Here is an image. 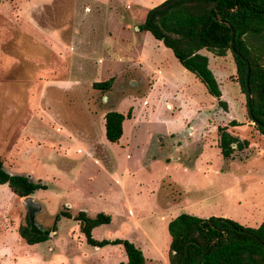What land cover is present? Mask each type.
<instances>
[{
  "label": "rangeland",
  "instance_id": "rangeland-1",
  "mask_svg": "<svg viewBox=\"0 0 264 264\" xmlns=\"http://www.w3.org/2000/svg\"><path fill=\"white\" fill-rule=\"evenodd\" d=\"M163 1L2 0L0 158L9 173L26 175L46 186L34 195L43 207L35 216L45 229H52L61 211L74 215L84 211L91 217L106 213L112 222L94 231L97 240L123 239L138 244V240L144 242L148 238L153 244H149L150 249L154 246L161 254L170 241L169 218L180 211L178 216L183 213L202 219L236 216L248 223L244 227L255 229L260 225L264 210L251 216L248 213L250 196H254L250 191L258 181L248 178L254 184L248 187L247 199L237 205L236 197L241 194L245 197L243 186L233 173L226 171L228 165L217 149L218 128L228 125L227 111L218 103L213 106L210 94L194 84L195 76L177 60L166 54L159 56L154 51V42L158 40L139 29ZM14 5L18 9L9 14L8 7ZM15 14L21 15L16 18ZM85 33L89 108L99 112L123 100L118 111L127 115L131 110V119L136 117L124 124V136L119 143L107 140L105 127L90 113L87 120L83 116L82 120L75 118L74 104L69 107L66 96L43 87L47 74L39 71L53 63L56 68L64 66L60 44L83 38ZM127 38L129 42L123 41ZM49 46L55 47L54 53ZM122 47L132 53L127 56L125 50L120 51ZM202 53L210 56L212 70L225 90L230 87L228 91L234 95L236 86L231 81L237 82V71L232 53L222 58L206 50ZM145 58L153 67L163 63V75L149 100L143 97L148 82L142 69L123 67V63L133 59L142 64ZM90 60L97 61L98 67L90 66ZM110 77L115 78L116 95L105 104L102 101L105 93L91 88L93 81L104 82ZM132 79L139 81V89L128 86ZM183 91L185 95L192 92L195 102L202 104L197 115L191 106L183 107L180 114L167 108V101L175 103L181 97L186 100ZM237 95L236 115L251 124L248 140L264 143L247 113V96L241 88ZM50 98L55 99V104L49 109L46 102L45 113L56 114L59 121L49 117L33 120L31 116L39 100ZM204 115H209L208 123L202 121ZM170 132L179 134L168 137ZM180 150L184 162L178 160ZM196 159L197 166L193 168L189 163ZM257 191L264 193L263 189ZM168 199H181L180 205L166 209ZM27 212L23 199L15 196L7 185H0V264L125 261L122 246L88 245L78 222L66 217L57 222V237L53 234L47 242L29 246L18 234Z\"/></svg>",
  "mask_w": 264,
  "mask_h": 264
},
{
  "label": "trees",
  "instance_id": "trees-1",
  "mask_svg": "<svg viewBox=\"0 0 264 264\" xmlns=\"http://www.w3.org/2000/svg\"><path fill=\"white\" fill-rule=\"evenodd\" d=\"M139 29L150 32L171 49L180 64L196 76L207 92L217 99L218 106L226 111L228 105L222 99L221 85L210 68L209 57L201 51L206 50L216 57H226L231 52L237 82L246 96L249 64L252 98L247 96V113L252 121V110L253 117L264 124V0H178L166 11H151ZM232 30L235 31V51L243 55L244 60L231 51ZM114 81L115 78L96 82L93 88L106 93L112 89ZM130 118L131 110L127 115L113 110L106 114V138L110 143H119L124 134V122ZM231 125L240 126L236 121ZM256 128L264 137V129ZM218 134V146L225 161L234 160L237 152L250 145L248 140L231 134L227 127H219ZM0 185H8L19 198L46 189L26 175L9 173L1 158ZM62 217L78 222L80 232L92 247L123 246L127 261L120 264H147L142 249L129 240L100 241L94 238L96 228L112 222V217L106 213L91 217L84 211L75 216L61 211L52 229L47 230L29 211L25 222L19 226V236L29 246L47 242L51 232L57 231V222ZM168 229L172 239L170 264H264V222L253 229L227 218L202 219L183 213L169 223ZM213 240L216 241L211 247Z\"/></svg>",
  "mask_w": 264,
  "mask_h": 264
},
{
  "label": "crops",
  "instance_id": "crops-1",
  "mask_svg": "<svg viewBox=\"0 0 264 264\" xmlns=\"http://www.w3.org/2000/svg\"><path fill=\"white\" fill-rule=\"evenodd\" d=\"M166 1H168V0H164L163 2H166ZM99 3L103 4L102 1H99ZM2 5H3V3L1 0L0 7H2ZM17 7H19V6H17ZM17 7L15 5L8 7V10L11 11L9 14L13 13ZM19 10H21V9H19ZM1 13L2 12L0 10V14ZM20 15L15 14L16 18H19ZM121 30H122V32H125V27L122 28ZM144 32H147V31H144ZM109 36H110V38H113V33L110 32ZM123 41L129 42V39L128 38L123 39ZM60 46H62V49H61L62 53H60V56L65 58L64 59V66H63V68H56L55 63H53V65H49V66H51L50 68H42L39 71V74H41V73L47 74V78L45 79V83H44L43 87L45 88L46 91L52 89V90L57 91L58 93L63 94L64 96H66L69 100L68 101V103L70 104L69 107L71 106L72 103L74 104V109H75V115L74 116H75V118L79 117L80 120H82V116H83L85 118V120H87L88 114L90 113V115L93 119H95V118L98 119L100 125H102L103 128L105 127V134H106V114L112 110L118 111L123 100H121L120 102H118L116 104H113L111 109H105V110L103 109V110H100L99 112L94 111V109L89 108V92H88V83H89L88 82V68H89L88 56L89 55H88L87 34L85 33L83 38L81 37L79 39H69L68 42H66V43L63 42L60 44ZM154 46H155L154 51L159 56H161L162 54H166L173 61L177 60L173 51L171 49L167 48L163 44V42L158 40V42H154ZM49 49H50V52L54 53L55 47L53 49V48H51V46H49ZM121 50H125L127 56H128V54L132 53V50H130V49L127 50V48L123 49V47H122V49H120V51ZM201 53H202V51H201ZM94 54L97 55L98 52L97 53L95 52ZM94 54H92V55H94ZM203 55H206L209 57L210 64H211L210 56L207 54H203ZM90 61H91L90 66H92L93 68H94V66H95V68L98 67L97 61H93V60H90ZM144 61L145 62L141 64L139 60L133 59L132 61H129L127 63H123V67L124 68H133V69H139V68L142 69L144 77L146 78V80L148 82L147 87H146L148 89H147V91L143 97H145L146 100H149V98L151 97L153 91L155 90V88L158 84L159 78L163 75V72H162L163 63H160L159 67L158 66L153 67L148 58H145ZM210 68H211V65H210ZM211 70H212V68H211ZM128 71H129V69H128ZM214 74H215L218 82L221 85V90L223 93L222 99L228 105V110L226 112V114L229 115L228 125H226V127L228 128V131L235 136L239 135L238 137L241 140H248L247 134H248V130L251 129V124L245 119L238 118L236 115V112H235V105L237 103V99L239 96V95H237V92L240 93V88H241L240 85L236 81H233V80L231 81V83H233L234 86H236L235 94L233 95L232 93H230L228 91L230 87L225 90L224 85L222 84V82L219 80V78L217 76V73L214 72ZM111 78H114V77H110V79ZM195 79L198 80L196 78V76H195ZM196 80H194V84L198 85V87L200 88V90L202 92L207 91L205 86L199 80H198L199 81V84H198V82H196ZM94 83H96V81H93V84ZM134 83H137V82L134 81ZM93 84H92V87H93ZM176 85L178 86V84H176ZM91 89H93L94 91H98V90H95L94 88H91ZM182 89L183 88H180L178 90H182ZM184 93L185 92L183 91V94ZM194 96L195 95L192 92H190L189 94L185 95L186 100L183 97H181V99H176L175 103H171V102L167 101V108H169L171 110L174 109L177 111L178 114H180L183 110V107L186 108L187 106H191L192 108L194 107L193 110L195 111V113L197 115L200 112V107L202 104L196 103L194 100ZM209 99L213 103V106L216 107L217 103H218L217 99H215L214 97L209 98ZM46 102H47V106H49V109H50L51 105L55 104V99L50 98L48 100H46V99L45 100L44 99L39 100V102H38L39 106H38L37 110H35L34 113L32 114L33 116H31L33 118V120L36 119L38 121H42L46 117H49L53 121L58 120V116L56 114L49 115L48 113H45V106H46L45 103ZM135 110L137 112V107H135ZM122 113L124 115H126L125 112H122ZM204 116L205 117L202 118V121H204L205 123L206 122L208 123V121H209L208 116L209 115H204ZM135 118L136 117H133V119H131V118L126 119L124 124L127 123L128 121L135 120ZM243 118H244V115H243ZM189 121H191V120H189ZM233 121H236L238 124H240V126H237V127L229 126V123H231ZM187 123H188V121H186L185 125ZM37 134L40 135L41 134L40 131L37 132ZM177 134H179V133L178 132H173V133L170 132L167 134V136L173 137ZM123 136H124V134H123ZM218 142H219V140H218ZM249 142H250V145L248 147H246L245 149L236 153L234 160H232V161H225L224 160L225 161L224 163H226V165H228V168L226 169V171L233 173L237 177L238 181H240V185L243 186V193H245V197L243 194L239 195V197H236L237 198L236 199L237 205L241 206L242 201L247 199L248 187L252 186L254 184V183H250V181H248V178H253L256 180V182L258 181V183L256 185L254 184V187L252 186L251 191H250V194H252V192H254V196H250V204H248L249 205L248 213L251 216V215L257 214L261 210H264V193H260L257 191V189H263L264 190V143L261 142L260 144H258V142H256L253 139L250 140ZM217 149H218V152H220V148H217ZM180 151H181L180 152L181 158L179 157L178 160L183 161L182 160L183 159V157H182L183 151L182 150H180ZM200 157H198V158H200ZM197 159L195 161H193V163L192 162L189 163L188 161H185V164L189 163V165H191V167L195 168L197 166ZM223 172H225V171H223ZM254 188H257V189H254ZM34 195L32 197L35 199ZM22 199H24V198H22ZM180 202H181V199H179V200L168 199L167 204L165 205L166 209L173 210L172 207L176 208L177 206L180 205L179 204ZM247 203H248V200H247ZM180 212H182V211H180ZM180 212L174 213L173 215H171V217L169 219L173 220L175 217L178 216V213H180ZM39 213L40 212H38L37 214H39ZM37 214H36V216H37ZM72 215L75 216L74 214H72ZM250 216H249V218L251 219ZM207 218H209V216ZM222 218L231 219V220L237 221L238 223H240L243 226H245V225L248 226V223L243 221L240 217L235 216V217L229 218L226 215H223ZM36 221H37V219H36ZM261 222L262 223L264 222V214H263V217H261V220L259 222L260 225H256V226L260 227L262 224ZM258 227H255V229ZM94 231H93V236H94ZM54 234L56 235V237L58 236L57 231L54 232ZM100 241H102V240H100ZM171 241H172V239L170 236V241H168L166 243V246L162 249L161 254H159V251H157L154 246L150 249L149 244H151V242L148 238H147V241L143 242L142 240H138L139 243L138 244L134 243V244L137 247L142 249V251H143V253L147 259V264H170L169 250H170ZM151 245H153V244H151ZM118 246H121V245H118ZM124 258H125V256L123 253V259ZM124 260L125 261H123V262L127 261V256Z\"/></svg>",
  "mask_w": 264,
  "mask_h": 264
},
{
  "label": "water",
  "instance_id": "water-1",
  "mask_svg": "<svg viewBox=\"0 0 264 264\" xmlns=\"http://www.w3.org/2000/svg\"><path fill=\"white\" fill-rule=\"evenodd\" d=\"M178 0H170V1H166L165 3H163L161 6H159L156 10L157 11H166L171 5H173L174 3H176ZM235 31L232 30V40H231V51L233 52V54H235L236 56H238L239 58L244 60L243 55L237 53L235 51ZM249 75H250V66L248 64V72H247V77H246V86H247V96L248 98H252V94L250 91V82H249ZM250 115L252 118V122L254 125L261 127L264 129V124L262 122H260L259 120H257L256 118L253 117L252 115V110H250ZM24 204L26 206V209L28 211H33V215L35 216L38 212L42 211L43 207L40 203H38L32 196L26 197L23 199ZM54 232H51L50 236L53 235ZM216 240H213L211 247L213 246V244L215 243ZM204 259V257L202 258V260Z\"/></svg>",
  "mask_w": 264,
  "mask_h": 264
},
{
  "label": "flooded vegetation",
  "instance_id": "flooded-vegetation-1",
  "mask_svg": "<svg viewBox=\"0 0 264 264\" xmlns=\"http://www.w3.org/2000/svg\"><path fill=\"white\" fill-rule=\"evenodd\" d=\"M135 80H136V79L129 80V81H128V86H129V87H134V88H136V89H139L140 86H141V84L139 83L138 80H136L137 83H134ZM99 92H100V93H103V92H101V91H99ZM115 95H116V91H115V89L112 87V89L109 90L108 92H106V93H105V96L102 98L103 103L106 104V103L109 101V99H110V98L112 99ZM236 127H237V126H236ZM234 147H235V145H234ZM27 213H29V211H28ZM31 213L33 214V211H31ZM34 218H35V220H36V216H34Z\"/></svg>",
  "mask_w": 264,
  "mask_h": 264
}]
</instances>
